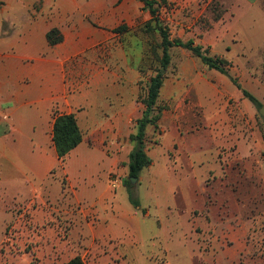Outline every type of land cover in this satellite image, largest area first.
Here are the masks:
<instances>
[{
	"label": "rangeland",
	"instance_id": "1",
	"mask_svg": "<svg viewBox=\"0 0 264 264\" xmlns=\"http://www.w3.org/2000/svg\"><path fill=\"white\" fill-rule=\"evenodd\" d=\"M17 1V16L0 12V264H64L76 255L87 264H264L263 45L243 47L233 33H208L223 15L219 0L163 3L159 15L171 38L207 48L211 35V54L228 58L230 74L262 107L227 74L200 58L193 62L187 49L171 48L159 98L166 117L146 137L155 166L142 171V183L128 187V170H121L128 158L109 171L108 159L99 160L97 152L98 173L87 178L96 197L110 187L118 192L117 202L135 207L137 198L149 211L143 236L132 247L116 236H93L98 218L80 211L93 199L78 201L68 157L64 169L57 159L52 122L57 107L102 115L107 106L133 103L142 117L161 53L152 14L141 0ZM5 2L0 0V8ZM49 32L59 41L51 44ZM184 70L190 73L189 94L182 103L191 104L195 115L190 134L185 120L174 118L176 103L168 97ZM212 84L222 111L210 129L202 118L214 110ZM46 94L50 101L42 115L37 110ZM141 117L125 130L130 148ZM82 123L88 130V121ZM172 131L186 137L181 149ZM43 156L51 164L46 176H30L44 167ZM23 175L29 182L10 183Z\"/></svg>",
	"mask_w": 264,
	"mask_h": 264
},
{
	"label": "crops",
	"instance_id": "2",
	"mask_svg": "<svg viewBox=\"0 0 264 264\" xmlns=\"http://www.w3.org/2000/svg\"><path fill=\"white\" fill-rule=\"evenodd\" d=\"M219 1L224 9L223 15L214 23L212 27L209 28L208 33L219 35L222 31L226 33L230 32L233 33V41H238V43L244 45L243 47H246L248 43L252 42L260 43L263 45L262 47H264V0ZM19 5L20 2L17 0H14V2L13 0H7L2 8H0L1 15L17 16L19 14L18 11L20 10ZM209 39L208 44H205L208 45L207 48L210 47L213 50L212 43H214V41L212 40L211 35L209 36ZM195 43L199 44L196 41ZM259 47L261 48V46ZM221 56L226 57L223 54H221ZM197 58L196 56H193L191 59L193 62H196L198 61ZM189 75L190 73H188L187 70L180 72L178 78L173 79V88L168 96L176 103L174 105V118L177 121L185 120L187 134H190L193 132L192 129L196 128L194 125L195 115L193 106L191 104L186 105L182 103L183 99L189 94L187 84ZM183 80L185 82H183ZM212 86L213 88L208 96L211 99V102L214 103V110L211 111V115L208 119L205 118V115L202 118L204 124L210 129L212 126H217V119L222 111L220 106V96H218V91L214 88L215 86L213 84ZM48 101H50L48 94L44 95L40 100V108L37 110L40 114L43 115L45 111H47L49 106ZM133 105V103H130L129 105L121 106L120 108L107 106L104 110H101L102 115H99L97 112L94 115H91L88 112L66 111L57 107L53 112L52 122L53 129L55 117L58 114L75 113L78 118L79 125L83 130V141L68 155L69 164L68 170L66 171L68 173V178L72 182V187L74 191H76L78 201L83 199H93L92 202H86L89 204L86 209L80 207V211L84 214L89 213L98 218L97 223L94 224L96 228L91 227V223L93 224L92 221L91 223L89 222L93 236H107L112 239H115L116 236L117 239L119 238L120 240H125L124 242L128 243L132 247L136 245L138 239L143 236V232L145 231L144 225L149 211L141 205L134 207L130 204H126L124 201L117 202L118 192H112L110 187L104 193H101L98 197H96V190L93 187L94 182L89 183L87 178L93 177L95 173H98L100 165L98 166L94 162L96 160L95 158L97 156V152L100 153V157L98 158L99 160L108 159L109 171L118 169L120 161L125 162L127 158L129 161V155L134 146H131V148L128 146L130 143L128 141L127 134H130V132L127 133L125 130L129 128L130 122L133 118L141 117L140 114H142V112L140 113L139 108L134 107L135 105ZM165 117L166 113L162 116V119L164 120ZM83 120L88 121V130L84 129L82 123ZM153 128H155L153 125H149L147 133L149 134L152 132ZM171 134L173 135V140L178 139L176 143L179 144L180 149L181 146H185L184 141L186 140V137L183 133H181L180 137L176 136L177 133L175 131H172ZM163 135L164 133L162 134V137ZM147 152L149 156L152 155V151L148 148ZM123 155L124 157L127 155L126 159ZM43 161L44 167L42 166L43 168L39 167L38 170H34V174H30V176H35L40 179H43L46 176L48 169L51 168V164L48 160H46L45 156H43ZM192 164H195V161H192L191 165ZM72 165L77 167L80 166L81 168L73 170ZM154 166L155 162L152 159V164L149 167ZM122 167V171L128 170L129 173L128 165H124ZM18 178L22 179V181L24 180L29 182L30 180L28 175H23L13 178V180L11 179L10 183L18 182V180H16ZM137 181L142 183V172ZM15 190V193L18 195L19 190ZM193 209L194 207L191 209L190 214ZM31 212L34 217L37 213H39L37 208L32 209ZM119 244L123 246L122 243L119 242Z\"/></svg>",
	"mask_w": 264,
	"mask_h": 264
},
{
	"label": "trees",
	"instance_id": "3",
	"mask_svg": "<svg viewBox=\"0 0 264 264\" xmlns=\"http://www.w3.org/2000/svg\"><path fill=\"white\" fill-rule=\"evenodd\" d=\"M141 1L152 14V21L150 24L154 22L155 27L160 32L161 53H157V59L159 63L148 84L147 97L144 101L146 108L142 117L137 120V133L131 135V139L134 141V147L129 155V173L127 179L125 180V185L128 187L132 186L130 180L131 177L138 178L141 172L152 164V159L147 152V128L149 125H153L156 129L160 127L163 107H161L159 104V98L165 78L167 77L168 69L172 62V47H181L189 50L194 56L200 58L202 63L209 69H216L227 74L240 88H242L238 80L230 74L229 66L231 65V62L226 57L217 54H211L209 48H204L201 44H196L193 39L183 40L179 37L171 38L168 27L162 23L159 15L160 9L163 3H166V0ZM47 37L51 44L59 41L58 39L54 38L53 32H49ZM242 92L244 96L248 98L256 107H262L261 102L254 94L244 88H242ZM83 137L84 133L79 125L78 118L75 113H63L58 114L55 117L53 140L62 169H64V164L69 153L83 141ZM132 202L135 206H140V201L137 198H132ZM64 264L87 263L81 255H76Z\"/></svg>",
	"mask_w": 264,
	"mask_h": 264
},
{
	"label": "water",
	"instance_id": "4",
	"mask_svg": "<svg viewBox=\"0 0 264 264\" xmlns=\"http://www.w3.org/2000/svg\"><path fill=\"white\" fill-rule=\"evenodd\" d=\"M260 112H261V114L264 116V107L261 108V111H260ZM130 180H131V183H132V184H136L138 178H136V177H131Z\"/></svg>",
	"mask_w": 264,
	"mask_h": 264
}]
</instances>
